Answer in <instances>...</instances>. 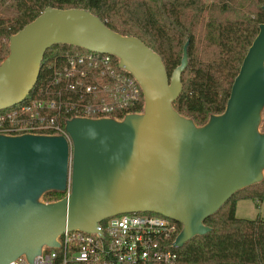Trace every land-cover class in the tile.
I'll use <instances>...</instances> for the list:
<instances>
[{
	"label": "water",
	"instance_id": "water-1",
	"mask_svg": "<svg viewBox=\"0 0 264 264\" xmlns=\"http://www.w3.org/2000/svg\"><path fill=\"white\" fill-rule=\"evenodd\" d=\"M264 9V7H263ZM69 44L118 58L141 86L144 107L121 120L73 117L62 135L0 134V264L57 246L65 230L97 231L102 220L152 212L182 225L181 248L236 191L260 182L264 168V22L232 83L224 111L197 126L176 111L187 66L168 75L141 39L109 28L84 9L46 7L9 38L0 63V110L23 102L45 51ZM48 190L60 200L39 202Z\"/></svg>",
	"mask_w": 264,
	"mask_h": 264
},
{
	"label": "trees",
	"instance_id": "trees-1",
	"mask_svg": "<svg viewBox=\"0 0 264 264\" xmlns=\"http://www.w3.org/2000/svg\"><path fill=\"white\" fill-rule=\"evenodd\" d=\"M10 15H0V63L9 53V38L34 20L46 7L84 9L98 16L109 28L124 36L141 39L162 59L168 75L180 64L186 44L187 66L181 75L182 90L173 101L179 114L197 126L226 107L232 83L242 60L264 22V0H10ZM5 0H0V8ZM69 44H54L41 61L38 79L28 101L52 75V64L65 54L83 51ZM62 54V56L60 55ZM112 56L114 63L117 57ZM74 102L90 97L69 96ZM143 111V100L127 109ZM73 113V112H72ZM118 115V118H122ZM259 131L264 133V108ZM57 190L41 199L53 202L64 197ZM240 199L264 202V178L236 191L204 224L210 230L177 248V264H264V218L235 215ZM157 214V213H155ZM21 264V263H18Z\"/></svg>",
	"mask_w": 264,
	"mask_h": 264
},
{
	"label": "built area",
	"instance_id": "built-area-1",
	"mask_svg": "<svg viewBox=\"0 0 264 264\" xmlns=\"http://www.w3.org/2000/svg\"><path fill=\"white\" fill-rule=\"evenodd\" d=\"M63 59L53 62L49 81L38 87L37 93L44 95L0 110V134L62 135L69 140L68 119L121 120L142 100L144 107L138 81L110 54L84 49ZM72 94L90 99L74 102ZM181 228L160 214L123 213L102 220L94 232L65 230L56 239L58 245L43 246L33 264H177L175 242ZM18 263L29 264L24 256L10 264Z\"/></svg>",
	"mask_w": 264,
	"mask_h": 264
},
{
	"label": "rangeland",
	"instance_id": "rangeland-1",
	"mask_svg": "<svg viewBox=\"0 0 264 264\" xmlns=\"http://www.w3.org/2000/svg\"><path fill=\"white\" fill-rule=\"evenodd\" d=\"M207 2H210L208 0ZM13 5L10 0H5L3 6L0 8V15H10L12 8L9 6ZM262 176H264V168L262 169ZM39 202L45 203L41 198ZM235 215L239 218L254 219L257 216L264 218V202L256 203L250 199H240L236 204Z\"/></svg>",
	"mask_w": 264,
	"mask_h": 264
}]
</instances>
